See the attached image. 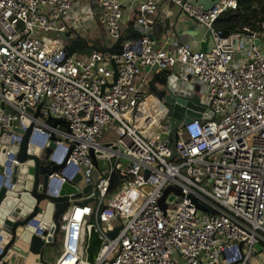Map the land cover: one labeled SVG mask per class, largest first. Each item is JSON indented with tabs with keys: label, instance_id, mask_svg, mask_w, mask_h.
<instances>
[{
	"label": "built area",
	"instance_id": "1",
	"mask_svg": "<svg viewBox=\"0 0 264 264\" xmlns=\"http://www.w3.org/2000/svg\"><path fill=\"white\" fill-rule=\"evenodd\" d=\"M161 1L99 0L97 19L115 39L126 5L135 6L136 21L143 23ZM165 1L202 23L212 46H157L153 36L143 34L123 40L120 54L92 49L86 57L68 55L60 37L50 33L68 24L54 26L51 20L69 14L73 0H0V126L25 128L26 116L34 121L29 142L40 148L53 131L47 159L62 165L48 174L46 192L57 194L60 183L78 173L82 185L91 179L89 148L112 152L105 154L109 166L86 195L93 199L71 203L60 214L62 247L51 264H90L85 259L89 222L103 236L93 264H264V29L244 25L224 32L214 26L237 0H215L209 6L197 0ZM81 20L76 18L73 26H82ZM112 57L117 78L107 85ZM146 67L181 69L205 105L199 117L177 127L175 154L170 139L159 136L169 127L163 119L166 108L157 98L145 99L141 89ZM47 116L65 122L51 125L43 122ZM109 128L114 137L102 141L101 132ZM14 139L21 134L13 130L10 142ZM4 160L0 188L13 187L12 165L20 163L9 149ZM114 170L121 183L109 193ZM168 185L181 194L169 190L167 196L176 198L163 210L159 198ZM40 220L34 215L30 222L43 236ZM14 253L23 255L21 264H44L30 250ZM5 255L0 264H9Z\"/></svg>",
	"mask_w": 264,
	"mask_h": 264
},
{
	"label": "water",
	"instance_id": "2",
	"mask_svg": "<svg viewBox=\"0 0 264 264\" xmlns=\"http://www.w3.org/2000/svg\"><path fill=\"white\" fill-rule=\"evenodd\" d=\"M136 17V16H135ZM149 17V16H148ZM166 23V22H165ZM163 31L161 21L153 18L152 21L134 22L124 27L115 39L108 38L107 35L90 41L87 38V28L85 26H70L64 30H54L52 35L60 37L67 54H89L92 49L100 50L110 54H120L123 48V40L131 37H139L143 34L155 36ZM113 68L112 80L107 82L111 85L117 78V64L114 57L111 58ZM148 88L161 101L166 108L164 120L168 122V130L160 131L161 138H168L171 141L172 154L176 153L174 139L176 129L179 125L189 122L193 117H199L205 105L200 101L199 95L194 89V84L185 78L184 71L177 67L162 68L153 71L148 81ZM3 104L0 102V112ZM41 103H38L33 116L37 117ZM211 113V112H210ZM25 128L12 126L4 129L0 126V171L3 169L5 152L7 149L14 153L20 164H13L9 177V182L13 187L3 185L0 188V259L6 254L10 244L21 242L28 245L34 254L47 264L42 256L43 245L56 243L60 232V214L66 210L71 203H86L93 199L92 195L86 196L92 191V181H96L101 170L109 166L107 156H112V152L106 150H96L89 148L94 168L90 175L91 179L82 185L81 174L78 173L70 180L60 183L57 194L46 192L48 174L58 169L62 164L51 165L47 159L48 153L54 146V133L50 131V141L45 148H40L29 142V136L34 125V121L22 116ZM43 122L56 125L65 122L61 117L47 116ZM66 131L69 127L63 126ZM21 134V139H14L10 142L12 131ZM108 142H104L107 145ZM117 149V145H113ZM43 154V155H42ZM105 154L107 156H105ZM172 154L168 157L171 158ZM173 190L176 194H181L178 187L168 185L164 187L159 198V204L164 210L166 203L172 202L176 194L168 195L167 192ZM199 206L205 208L203 205ZM37 215L41 217L42 234L34 233V225L31 218ZM121 224L109 231V236L113 237ZM103 242V236L94 222L86 224V244L85 259L93 264L98 256Z\"/></svg>",
	"mask_w": 264,
	"mask_h": 264
},
{
	"label": "crops",
	"instance_id": "3",
	"mask_svg": "<svg viewBox=\"0 0 264 264\" xmlns=\"http://www.w3.org/2000/svg\"><path fill=\"white\" fill-rule=\"evenodd\" d=\"M197 1L202 2L205 6H209L215 0ZM98 6L99 0H81V2L77 1L75 2V5H73V9L69 12V14L63 16L60 19L51 20L52 24L54 26H58L64 21L68 24V27H70L74 25L76 18L80 17L82 19V26L87 28V38L90 39V41L99 37L101 38L103 35H107V33L105 26L97 19ZM46 9L49 11V7L46 6ZM82 11H84V13H82ZM138 15V10L135 8V6L130 8L126 5L121 19V28L123 29L124 27L137 22L136 20ZM153 18L161 21L164 29L163 31H160V26L158 32L160 31L161 33L158 35V39L153 36L156 39L157 46L186 44L192 49L203 50L212 46V38L206 27L194 18L186 15L180 10V8L171 2L162 0L158 4L156 11L149 15L148 20L152 21ZM50 33H52V31ZM77 55H80V57H86L88 54ZM155 70L157 69L153 67H146L142 71L144 82L141 86V89L145 99L151 101L157 98L148 88V81Z\"/></svg>",
	"mask_w": 264,
	"mask_h": 264
},
{
	"label": "trees",
	"instance_id": "4",
	"mask_svg": "<svg viewBox=\"0 0 264 264\" xmlns=\"http://www.w3.org/2000/svg\"><path fill=\"white\" fill-rule=\"evenodd\" d=\"M249 25L252 28L264 29V0H237L234 9L227 8L214 20V26L224 32L241 29ZM121 183V175L114 170L110 176L109 193H112Z\"/></svg>",
	"mask_w": 264,
	"mask_h": 264
},
{
	"label": "rangeland",
	"instance_id": "5",
	"mask_svg": "<svg viewBox=\"0 0 264 264\" xmlns=\"http://www.w3.org/2000/svg\"><path fill=\"white\" fill-rule=\"evenodd\" d=\"M77 1L81 2V0H73L72 6L75 5V2H77ZM82 13H84V11H82ZM85 13H86V11H85ZM40 118H42V116H40ZM113 137H114L113 129H109L108 131H102L101 132L100 139L102 141H105V140H108V139L113 138ZM59 219H60L61 223H64V221L61 219V216L59 217ZM62 231L63 230L60 229V232L58 234L56 243H53V244L47 243V244L43 245V247H42V256H43V259L46 261V263H49V264L53 263L55 258L58 256V254H59V252L61 250V247H62ZM255 247L257 249L260 248V244L259 243H255ZM9 248L10 249L7 251V253L5 255L6 261L9 264H14L15 260H17L18 264H21V262L23 260V255L21 253L20 254H15L14 251L21 250L23 253L24 252H27V253L29 252V248L28 247L26 248V246L23 243L13 242L12 244H10ZM175 254L177 255V252H175ZM254 258L258 259L259 256H255L254 255ZM105 264H108V261H106ZM256 264H261V262L257 261Z\"/></svg>",
	"mask_w": 264,
	"mask_h": 264
},
{
	"label": "bare ground",
	"instance_id": "6",
	"mask_svg": "<svg viewBox=\"0 0 264 264\" xmlns=\"http://www.w3.org/2000/svg\"><path fill=\"white\" fill-rule=\"evenodd\" d=\"M151 105H152V107H154V108H159V107H161V104L160 103H157V102H152L151 103Z\"/></svg>",
	"mask_w": 264,
	"mask_h": 264
}]
</instances>
